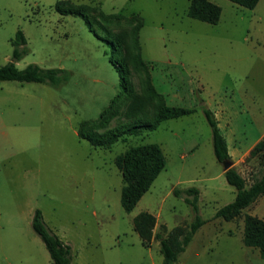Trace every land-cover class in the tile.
Segmentation results:
<instances>
[{"label": "rangeland", "instance_id": "374dc122", "mask_svg": "<svg viewBox=\"0 0 264 264\" xmlns=\"http://www.w3.org/2000/svg\"><path fill=\"white\" fill-rule=\"evenodd\" d=\"M57 1L0 0V66L11 61V40L19 30L27 53L17 69L34 64L69 74L57 88L0 82V264H52L31 228L35 210L70 247V264H162L158 242L144 247L132 220L147 212L155 217L154 233L162 235L189 224L191 207L173 194L188 188L199 192L198 215L205 224L176 264H264L257 249L242 243L244 215L264 220V196L232 221L214 217L234 200L235 190L214 157L201 113L207 106L215 114L231 154H246L231 162L249 185L257 164L246 157L264 135V0L252 10L209 0L221 10L215 25L188 18L190 0H69L95 7V13L138 15L140 55L156 91L166 90L169 106L194 110L108 149L91 146L77 133L81 122L96 120L121 92L109 37L119 39L127 79L134 94L142 95L143 75L131 64V25L101 23L95 37L79 17L56 13ZM117 102L118 116L108 128L127 122L129 100ZM145 144L160 147L165 168L125 213L114 158Z\"/></svg>", "mask_w": 264, "mask_h": 264}, {"label": "trees", "instance_id": "16d2710c", "mask_svg": "<svg viewBox=\"0 0 264 264\" xmlns=\"http://www.w3.org/2000/svg\"><path fill=\"white\" fill-rule=\"evenodd\" d=\"M238 7L252 10L260 0H227ZM56 13L62 16L79 17L88 30L98 37L95 26L101 23H113L123 20L131 25L130 48L132 50L131 64L143 75L142 95H136L127 79V64L121 58V45L117 37H109L108 44L112 50L114 60L110 63L118 75V84L121 92L114 96L109 105L93 121L81 122L78 128V137L87 141L91 146L108 149L125 136H138L145 131H153L167 120L191 115L193 109L169 106L164 97L156 91L148 65L141 59L138 33L142 27V19L138 15L124 17L115 14L96 12L95 7L85 4H75L69 0L57 1L54 4ZM220 8L209 0H190L187 8V17L215 25L220 18ZM100 37V36H99ZM25 38L21 31L15 33L11 40L13 47L11 61L0 66V82L15 81L19 83H40L57 88L68 80L69 74L62 69H43L30 64L24 69H17L15 63L27 53ZM124 97L129 100L125 116L127 122L108 128L110 122L118 116V99ZM152 108L148 115V108ZM211 132V142L214 157L218 163L230 161L226 141L220 132L213 113L206 107L201 108ZM254 159L257 170L251 174V183L231 165L223 171L226 183L235 190L234 200L219 208L215 218L225 222L232 221L240 216L242 210L250 207L256 200L264 196V135L249 151L246 161ZM114 165L121 174L123 185L120 191L119 203L125 213H129L136 206L140 198L149 190L153 181L165 168V159L157 144H145L130 147L114 158ZM176 196H184V201L191 207L194 217L187 225L176 226L164 235L154 233L155 217L147 212L137 214L132 220L133 231L138 235L141 244L147 247L152 239L158 242L162 264H176L178 257L184 252L193 235L205 224L198 215V195L195 188L184 191L173 190ZM31 228L43 243L52 264H70L71 250L44 224L39 210H35L31 219ZM242 243L245 247L257 249L259 257L264 260V220L244 215Z\"/></svg>", "mask_w": 264, "mask_h": 264}, {"label": "crops", "instance_id": "0c3cea01", "mask_svg": "<svg viewBox=\"0 0 264 264\" xmlns=\"http://www.w3.org/2000/svg\"><path fill=\"white\" fill-rule=\"evenodd\" d=\"M152 77V76H151ZM159 93L164 97V99H165V102H166V104L168 105V103H169V98H168V93H166V90H163L162 92H160L159 91ZM168 102V103H167ZM174 105V104H173ZM206 108L207 109H209L210 111H211V109L210 108H208L207 106H206ZM212 112V111H211ZM213 113V112H212ZM213 115H214V117H215V119H216V116H215V114L213 113ZM216 121H217V119H216ZM217 125H218V128H219V130H220V127H219V122L217 121ZM221 132V131H220ZM224 137V136H223ZM225 139V138H224ZM225 141H226V139H225ZM226 145H227V141H226ZM227 151H228V155H229V157H230V162H231V160H234V158L236 157V162L237 161H240L246 154H231V152H230V150H229V147H228V145H227ZM231 164H232V166L234 167L235 166V164L236 163H232L231 162Z\"/></svg>", "mask_w": 264, "mask_h": 264}, {"label": "water", "instance_id": "95a60500", "mask_svg": "<svg viewBox=\"0 0 264 264\" xmlns=\"http://www.w3.org/2000/svg\"><path fill=\"white\" fill-rule=\"evenodd\" d=\"M221 164H222L223 171L227 170L232 165L230 161H224Z\"/></svg>", "mask_w": 264, "mask_h": 264}]
</instances>
